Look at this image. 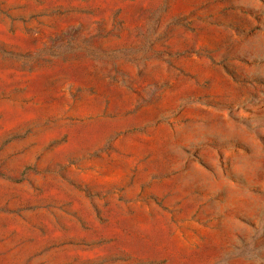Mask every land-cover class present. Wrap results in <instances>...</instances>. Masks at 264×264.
<instances>
[{"label": "rangeland", "instance_id": "1", "mask_svg": "<svg viewBox=\"0 0 264 264\" xmlns=\"http://www.w3.org/2000/svg\"><path fill=\"white\" fill-rule=\"evenodd\" d=\"M0 264H264V0H0Z\"/></svg>", "mask_w": 264, "mask_h": 264}]
</instances>
